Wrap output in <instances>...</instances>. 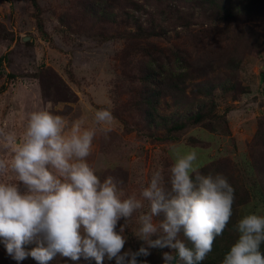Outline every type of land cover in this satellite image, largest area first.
<instances>
[{
    "label": "rangeland",
    "instance_id": "374dc122",
    "mask_svg": "<svg viewBox=\"0 0 264 264\" xmlns=\"http://www.w3.org/2000/svg\"><path fill=\"white\" fill-rule=\"evenodd\" d=\"M35 2L0 0V132L21 140L30 114L38 110L91 125L95 111L107 108L114 117L111 131H97L87 158L101 181L113 176L123 182L126 196L139 198L141 185L147 186L153 171L163 170L167 183L174 163L170 148L178 145L183 151L196 150L199 169L223 174L234 190L237 187L229 225L235 228L249 214L264 216V141L257 144L254 138L264 122V0H230L239 15L222 25L209 18L214 8L208 0ZM141 25L161 35L154 48L137 39ZM176 54L191 66L186 96L198 89L197 76L209 82L201 90L215 86L214 119L207 120L206 127L187 123L165 138L163 129L146 124L135 103L145 61ZM231 59L240 65L228 75L224 66ZM199 102L197 98L194 105L179 106L167 97L158 112L172 118L170 125L181 123L199 111ZM11 157L0 135V159ZM0 182H15V177L0 174ZM138 215L124 225V250L136 251L143 243L134 235ZM228 235L231 240L238 237L235 231ZM2 247L0 242V264H17ZM149 251V256L138 258L141 264H165L163 253L171 249ZM19 264L37 262L29 257ZM51 264L96 263L57 256Z\"/></svg>",
    "mask_w": 264,
    "mask_h": 264
},
{
    "label": "clouds",
    "instance_id": "9594fccd",
    "mask_svg": "<svg viewBox=\"0 0 264 264\" xmlns=\"http://www.w3.org/2000/svg\"><path fill=\"white\" fill-rule=\"evenodd\" d=\"M113 121L107 108L95 111L91 125L44 109L30 114L21 140L0 132L12 152L10 161L0 159V174L15 177L0 182V242L17 264L29 257L51 264L57 256L141 264L138 258L153 248L171 249L163 253L165 264L176 257L201 264L212 252L233 215L235 190L228 179L202 174L195 149L172 145L167 183L157 169L147 186L141 185L139 198L126 196L122 181L113 176L101 181L87 162L97 131H111ZM137 213L134 235L143 243L136 251L124 250V225ZM235 232L238 238L222 264H264V216H244Z\"/></svg>",
    "mask_w": 264,
    "mask_h": 264
},
{
    "label": "trees",
    "instance_id": "16d2710c",
    "mask_svg": "<svg viewBox=\"0 0 264 264\" xmlns=\"http://www.w3.org/2000/svg\"><path fill=\"white\" fill-rule=\"evenodd\" d=\"M31 1L33 4L36 3L35 0ZM208 2H210L209 6L214 8L212 13L209 14V18H211L213 22H217L218 25H222V23L227 24L229 22H234L237 19L239 14L233 11L230 0H208ZM251 3L252 1L250 4ZM253 3L255 5L260 4L259 2L255 1ZM245 8H249L248 4H245ZM179 21L182 22V19L180 18ZM148 28L149 27H143V25H141L139 27L140 33L137 34L136 37L138 40H141L145 46L154 48V41L157 37H161V35L158 36V34L156 35L152 33V27H150L151 31H147ZM239 65V62L233 61L231 59L226 63V66H224L225 72L228 75L235 74V71H238ZM190 67V64L178 54L171 55L170 57H163L162 55L155 56L154 58L149 57L143 65L140 78L141 90H139L140 94L135 105L139 106L146 124L149 126L153 125L154 128L163 129L165 132V138L167 137L166 135L178 133L179 131H182V129L187 128L185 127L187 123L191 124L192 126L200 125L206 127L205 122L207 120L214 119L212 113L215 109V104L212 98V92L215 89V86L208 87L205 85L206 87L201 90L204 87V84L209 82L207 80H200L201 78L197 76L198 82L194 85L196 88H198L195 90L196 92L192 93L189 97L184 94V89L188 85L187 81H190L191 79V77H188L191 75ZM167 97H171L174 100V103L179 106L194 105L198 98L200 99L199 111L195 115L184 119L181 123L176 122L170 125L169 121L172 118L162 116L158 112V105L160 101ZM206 97H209L210 99L206 101ZM209 129L211 130V128ZM263 129L264 122H260L257 133L254 137L257 144H260L264 141V138L261 137V132ZM173 136H170L169 140H172ZM199 170L205 175L209 173L208 167H204ZM235 192L239 194L237 187ZM231 231H235V228L228 224L223 234L216 237L212 252L208 254L207 258L202 261L201 264H222L224 256L230 250V246L236 240H231L229 238L228 234H230ZM2 249L6 251L4 245ZM261 251L264 252V243L261 245ZM173 256L176 257L175 252H173ZM171 264H183V262H179V258L176 257L171 262Z\"/></svg>",
    "mask_w": 264,
    "mask_h": 264
}]
</instances>
